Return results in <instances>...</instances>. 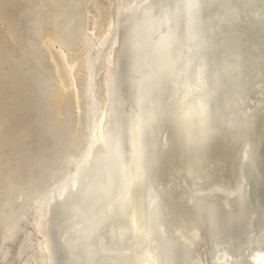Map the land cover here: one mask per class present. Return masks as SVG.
I'll return each instance as SVG.
<instances>
[{
	"label": "bare ground",
	"instance_id": "1",
	"mask_svg": "<svg viewBox=\"0 0 264 264\" xmlns=\"http://www.w3.org/2000/svg\"><path fill=\"white\" fill-rule=\"evenodd\" d=\"M103 1L91 0L88 3L83 15V24L78 26L75 35L73 38L71 37L69 41L54 39V36L51 37L52 34L48 36L50 42L54 41L58 46L56 51L50 50L51 61L55 64L56 70L60 74H63L64 71L67 72V75L64 73V77L59 81L61 86L60 94L57 93L56 98L59 97L64 100L66 96L70 95L75 111L77 109L74 120L75 136L77 138V134L80 131V139H76L77 141L71 139L73 141L71 146H76V148H78V153L76 155L73 149V151L71 150V155H65V158L71 157L69 162L71 166L76 163L81 166L82 163H85V168H87L84 174L82 173L80 175V180L78 182L76 181L75 184L72 183V180L74 176L81 171H74L75 169L71 170L72 167L68 169L69 171L66 172L63 179L61 177L60 179L62 180L60 181L59 179V183L56 185L53 184L54 186L52 187V190H54L64 179L69 178L70 180L66 183L67 189L65 191H60L61 185L51 197H47V199L50 198L49 201L51 200L49 205H47L49 201H42L41 198L43 196H41V198H35L36 194L34 197L32 192L31 195L35 198L34 200H37L36 202L40 201L36 203V205H38L35 208V213L42 208V213L40 214L42 219L39 223L40 227L36 228L34 224L37 220V216L31 218L32 223L26 222L25 226L20 223L21 218L26 215V212H24V215L22 214L23 216L20 215V218H16L18 221L15 220L14 222V218H11V221H13L16 226V221L19 223L14 230L11 229L15 226L11 228L10 226H6V230H11L9 232L1 229L0 264H53L52 259L49 258L48 253L45 251L46 246L44 245L46 243L50 245L48 248L51 250V256L54 257V255L61 250L64 235L55 231L56 225L53 231L51 225L53 221L58 218L59 215H57V213L59 210L68 204L70 199L77 198L82 194L91 178L96 158L99 154L106 152L108 143L106 144V139H103V135L105 129L108 130L106 124L109 118L108 112L110 102H112V97L109 92L111 88L110 77L115 72L116 58L120 53L122 40L126 36L131 24L137 20L145 10L157 5L155 3H158L160 0H124L123 2L121 1L119 5L116 2L115 7H111L113 10L110 8L112 11L107 10L109 5H114V0ZM179 1L180 0H174L170 8L167 7L169 10L165 8L170 4L171 0H169V3L166 5L160 4L157 7L161 10L160 15L163 16L162 11L164 10L163 12L165 15L171 17L173 13H175V6L179 4ZM259 1L263 6L264 0ZM131 8H134V10L128 13L126 17L124 12L129 11ZM116 9H120L118 13ZM159 10H157V12H159ZM253 13L264 14L258 6H255ZM156 14L158 15V13ZM225 14V18L235 21L237 25H242L240 22L236 21V15L233 10L226 9ZM189 16V14L186 15L184 18L179 19L178 22L183 23ZM162 22L163 21H161V23ZM118 24L128 25V27L119 33V35L114 36L111 45L105 49L99 61L95 62L96 47L99 45L100 48L106 38L114 34ZM37 36H39V34ZM219 36L220 33L218 31L216 35H212V40L217 41ZM160 37L163 36L157 35L155 38L157 39ZM195 37L196 36L192 35L190 32L182 37L183 43L172 61H169V54H167L171 51H160L159 54L156 55L160 57L153 62L149 68L145 81L143 82V90L137 98V104L135 103L136 100L130 106L127 102V100L133 96V90L126 91L123 96L120 95L121 103L118 101L117 96V98L114 97V100L118 101L119 109L121 110L119 120L120 126L115 130V134H119V136H117V145L124 150V162L126 166L125 164L123 165L121 172L123 182L121 186L122 190L119 195L115 197L118 205V211H115L117 218L107 227L106 234L108 238L106 239H109L108 241L110 242L111 249L115 248V250L121 252L124 257L126 256L125 261H128L129 264H164L159 241V235L164 234V226L161 225L162 223L157 219L161 214L165 216L168 214L166 218L169 223L171 222L170 225H172L174 229V234L176 235L174 237H178L176 240L179 239L182 244V246L179 247L184 253L183 256L186 257L187 255L184 264H204L203 261L205 260H208V263L211 264H240L241 262L245 264H264V222L260 224L257 231V229H254V226L257 225H252L249 220L250 217H252L254 209H256V211H261L262 203H257V208H254L255 201L250 195V184L247 180L254 168V163H256L254 147L258 148L256 155H258L261 161L260 164L264 165V139L261 138L260 140L258 132L248 131L244 146L242 145L239 147V152L237 153L239 158L236 163H233L234 174L230 176L228 172H220L218 178L213 181V184L207 187H201V185L197 187L196 182L200 179L196 180L194 175H189L191 170H189L190 167L188 162L185 161L186 166L184 167L178 166L182 160L186 159L182 154L187 152V149L183 148L182 154H180L179 149H175L176 142H181L183 140L181 136H187L184 140L191 139V136L188 134H191L194 130L188 121L196 117L199 108L207 112L202 116L210 120L211 115V121L217 126L247 124L250 127L258 123L259 120H263V112L257 109V106L260 104V100L262 102L264 101V91L259 89L257 92L256 82L260 77L258 74L264 71V60L262 59L264 56V47L261 48V46H258L256 48L258 50L257 52H251L253 56L249 59H245V61L249 63L245 64L244 61L240 60V56H242L243 49L247 42L245 36L242 37L238 35L229 39L231 41L226 42L231 52L225 50L222 51L223 53L220 55V59L223 60L224 68L223 74L220 72L219 75L220 81H222V75L227 76L225 80V84H227L240 77V75L237 74L238 72L242 73L247 67L252 68L253 64H257L258 66V73L256 74L255 72L253 75H249V78L245 80L244 86L247 87H245L244 90L242 89L241 92H238L240 87L243 86V83H237L236 88L238 90L228 93L230 97L232 94L234 95L232 96L231 105L227 108L225 104L227 96H225V90H222L223 88L221 85H216L214 88L217 93L214 94L215 104L210 105L200 94L202 88L208 87L206 84L198 81L195 83V86L198 87L191 88L190 84L183 85L178 80H174V75L169 73L173 62L181 58H187L191 61L197 60L200 66L208 67L209 62L206 60L205 53L210 44L207 41L210 40H204L203 37L196 40V49L202 50V55L196 56L192 53V43ZM228 38H231V36ZM37 55V57L40 58L39 54ZM37 57L35 56V58ZM89 65H94L92 66V70ZM92 72L93 75H95L96 81L95 90H93L95 91V98L98 102V109L94 113L90 108L92 100L88 97V92L91 89L89 83H91L90 77ZM209 76H212L209 82L213 81L215 74H207V77ZM197 80H201V77ZM137 81L138 79H136L135 76L134 81L132 79L128 84H132V89H134L133 86L137 87L140 85V82ZM259 82V85L264 88V80ZM156 83L159 84L156 85ZM167 83L170 84L172 88H167ZM174 83L176 84L174 85ZM172 85L177 88H174ZM252 91L255 94L254 96ZM147 93L149 95L153 93L154 98H152V107L148 109L147 113H144L143 99L145 96L146 101ZM257 96H259L258 99H256ZM85 106H88L87 109ZM170 114L173 117V121H166V117ZM175 119L177 120L175 121ZM59 130H62V128H58V131ZM234 144L235 143L232 142V146H234ZM228 153V150L223 149L217 155L212 156L213 158L211 161L207 163L214 166L215 163H218L215 161H218L220 156H227ZM170 154L178 158L173 165L171 163L168 164L166 159ZM163 160L164 163H161ZM60 161H58V169H60ZM159 163L162 165L158 168ZM239 164L243 166L244 170L239 168ZM187 170H189V172L186 173ZM65 171L66 170H64V173ZM70 172L71 174L74 172L73 175H70ZM192 173H194V171ZM261 174L264 176L263 171L261 173L259 172V176ZM206 178H208V175ZM233 180H236V186L230 187L229 183L234 182ZM259 180L260 177L258 181ZM43 187H48L47 189H49V186ZM43 187L40 188V190H43ZM52 190L44 194V197ZM153 191L157 192L161 197L159 200H157ZM36 192L37 191H35V193ZM241 193H243V201L240 200L242 196ZM258 195L264 199V191L262 194ZM23 197H25V195H23ZM27 198L28 196L26 199ZM33 198L29 200L27 203L28 205H30L29 203ZM21 199L23 198L21 197ZM21 199L19 202H21ZM6 203H8V201ZM243 203L249 206L250 211L248 214L245 212L244 216L242 215L243 219L240 220L241 216L240 214L238 215V209ZM33 204L31 206H33ZM28 205L24 206L26 211L28 208L30 210L31 206L29 207ZM6 207H9V205H6ZM12 207L10 208L13 209ZM76 207L83 208V203L80 201L75 202L74 208ZM115 207L116 206H113L112 210ZM5 209L4 213L7 212H5ZM212 209L217 210L218 215L213 214ZM171 211L172 214H175L173 219L170 215ZM17 212L18 211L15 212L16 215ZM240 213L242 214V212ZM92 214H94V212H92ZM6 216L9 217L11 215L6 213ZM94 219H96V221L100 219L103 221V216L99 218L98 216H94ZM214 219L220 223L214 224L210 228L208 225L212 224ZM0 221H2L1 218ZM5 221L3 222V226L6 225ZM168 222H165L166 228L168 227ZM59 223L60 220H56V224ZM246 225H248V228H246ZM218 226L219 228H217ZM17 228L19 232L21 228L23 230V232L19 233L20 237H18V233H14ZM227 230L229 234L230 230L241 234V247L237 248L236 251L231 250L233 256L234 254L236 256L232 257L231 260L228 258L230 255L228 247L232 246L229 244V241L225 239V235H223ZM50 231L54 233L55 236V238H53L54 240L51 241L48 240L51 233ZM26 232L30 234V239L34 244H40L42 246L43 252L39 251L37 255L32 253V250L20 252L18 240H20ZM7 234L10 235V240L4 237ZM106 234H101V238L104 239ZM99 236L100 234L98 237ZM185 245L189 251H187V253L184 250ZM84 249L86 250L87 248ZM102 249L103 248L100 246L96 251H102ZM76 254L79 255L80 253L76 252ZM29 255H32L33 258L31 257V260L28 261ZM106 256L107 255L102 252V257L99 258L101 264H109ZM57 258H59V255H57ZM117 259L119 260L117 262H123L121 258L118 257ZM112 264H114V262H112Z\"/></svg>",
	"mask_w": 264,
	"mask_h": 264
},
{
	"label": "water",
	"instance_id": "2",
	"mask_svg": "<svg viewBox=\"0 0 264 264\" xmlns=\"http://www.w3.org/2000/svg\"><path fill=\"white\" fill-rule=\"evenodd\" d=\"M173 1L174 0H171L170 4L166 6L165 9H167V7L170 8ZM167 3H169V0H160L158 3H155L157 5L145 10L137 20H135L132 24L130 23L131 27L122 40L121 50L116 58V65L114 70L115 72L110 77L111 88L109 92L111 94L110 96L112 97V102H110L108 112L109 118L106 124L108 130L105 129L103 135V139H106V144L108 143V146L106 148V152L99 154L96 158L91 178L84 188L82 194L77 198L70 199L68 204L63 206V208L57 213V215L59 216L56 220H60V223L56 224L55 220L51 225L53 231L56 225L55 231L64 235V238L62 239L61 250H59V252L55 254L56 256H51L52 253L48 248V246H50L48 243L44 245L46 246L45 251L48 253L49 258L52 259L53 264H101L99 258L102 257V252L107 255L106 257L109 264H112V262H114V264H129L128 261H125L126 256L124 257V255L121 252L115 250V248L111 249L110 242L108 241L109 239H106L108 238L106 234L107 227L110 226L109 224L117 218L115 211H118V205L115 197L118 196L120 191L122 190L121 186L123 182L121 172L123 169V165L125 164L124 150L123 148H119L117 145V136H119V134H115V130L120 126L119 120L121 110L119 109L118 101L120 103L122 102L120 95L123 96L126 91L133 90L134 94L133 96H131V98H129V100H127V102L130 106L136 100L135 103L137 104V98L143 90V82L145 81L149 68L151 67L153 62L159 59L160 56L156 55L159 54L160 51H171L170 53H167L169 54V61L174 60L179 47L183 43L182 37L186 33L190 32L192 35L196 36L194 42L192 43V53L196 56H201L202 50L196 49V40L201 37H203L204 40H210L207 41L210 44L208 46L207 52L205 53L207 58L206 60L209 62L207 68L200 66V63L197 60L191 61L187 58H181L173 62L171 71H169L171 75H174V80H178L183 85L190 84L191 88H197L198 86H195V83L198 81L206 84L208 87L202 88L200 94L202 95V98H205V100L210 105L215 104L214 94L217 93L215 92L214 88L216 87V85H221V87L223 88L222 90H225L224 94L225 96H227L225 104L228 108L229 105H231L232 96L234 95L232 94L230 97V94L228 93L232 91L236 92L238 90L236 88L237 83H243V86H241L238 90V92H241L242 89L244 90V88L247 87L244 86V84L245 80L249 78V75H253V73L255 72L256 74L258 73L257 64H253L252 68L247 67L246 70H244L242 73L238 72L237 74H239L240 77L236 78L233 81H230L227 84H225L227 76L222 75L224 78H222V81H220L219 79L220 72L223 74L224 70L223 60L220 59V55L221 53H223L222 51L225 50L227 52H231L228 49L229 45H226V42L231 41L229 39H232L238 35L242 37L245 36L247 40L246 46L243 49L242 56H240V60L244 61L245 64H249L245 61V59H249L253 56L251 52H257L258 50L256 48L258 46H261V48L264 47V14L253 13L255 6H258L259 9L264 12V4L262 6L259 0H180L179 4L175 6V13H173L171 17L165 15V13L163 12L164 10L162 11L163 16H161V10H159V8L157 7L160 4L166 5ZM169 8L167 10H169ZM226 9L233 10L236 15V21L240 22L242 25H237L235 21H231L225 18ZM133 10L134 8H131L129 11H125V16L127 17L128 13L132 12ZM157 10H159V12H157ZM156 13H158V15ZM188 14L190 15L189 18H186L183 23L178 22L179 19L184 18ZM161 21L163 22L161 23ZM127 27L128 25L118 24L115 28L114 34L106 38L103 44H101L100 48L99 45L98 47H96L95 62L99 61L101 56L104 54L105 49L108 48L109 45H111L114 36L119 35V33H121ZM218 31L220 33L219 39L217 41L212 40V35H216ZM157 35H162L163 37L156 39L155 37ZM230 36L231 38H228ZM262 59L264 60V56ZM92 66L94 65H89L91 70ZM262 72L258 74L260 75V77L256 82L257 92L259 89H262L264 91V88L259 85V81L262 82L264 80V71ZM207 74H215L214 80L209 82L210 79H212V76L207 77ZM135 76L136 79H138V81L140 82V85H138L137 87L133 86L134 89H132V84L129 85L128 82L132 79L134 81ZM199 77H201V80H197ZM90 81L91 83H89V85L91 89L88 92V97H90L92 100L90 108L94 113L98 109V102L95 98L94 90L96 81L93 72L91 73ZM158 84L159 83H156V85ZM175 84L176 83H174V85ZM166 85L167 88H172L170 87V84L167 83ZM174 88L177 87L174 86ZM254 95L255 94L253 92V96ZM116 96L118 97V101L114 100V97L117 98ZM259 96H257L256 99H258ZM152 98H154L153 93H151L150 95L147 93L146 101L144 96V113H147L148 109L152 107ZM87 107L88 106H85L86 109ZM257 107V109L262 110L263 112V120H259L258 123L250 127L247 124L217 126L211 121V115L210 120L202 116L207 112H205L201 108L198 109L196 117L194 119H191V121H188L189 124L192 125V129L194 130L191 134H188L191 136V139L184 140V138L187 136H181L183 140L181 142H176L175 149H179L180 154L183 153V148L187 149V152H184V154H182L186 157V159L182 160L178 166L184 167L186 166V162L189 163V170H191V173L189 172V170H187L186 173L189 172V175H194L196 180L200 179L196 182L197 184L194 183L197 185V187L199 185H201V187H207L213 184V181L218 178L220 172H228L230 176L231 174H234L233 163H236L237 159L239 158V155L237 153L239 152V147L242 145L244 146L245 137H247L248 131L258 132L260 135V140L261 138L264 139V101L262 102L260 100V104H258ZM171 114L166 117V121H173V117ZM176 120L177 119H175V121ZM232 142L235 143L234 146H232ZM223 149L229 151L227 156H220V159L218 161H215L218 163H215L214 166L207 163L211 161V159L213 158L212 156L217 155ZM254 150L256 163H254V168L247 180L250 184V195L254 198L255 201L254 208H257V203H262L261 211H256V209H254L252 217H250L249 219L252 225H257L254 226V229H257L260 227V224H263L264 222V199L258 195L262 194V192L264 191V176L262 174L259 176V172H264V165L260 164L261 161L258 158V155H256L258 148L254 147ZM166 159L168 164L171 163L172 165L176 160H178V158L172 156V154L168 155ZM164 160L161 163H164ZM77 164L78 163H76L75 165L73 164V166H71L72 169L70 168L71 170L75 169L74 171H81L79 174H76L74 176L72 180V183L74 184L76 181L78 182L80 180V175L82 173L84 174L85 169L87 168H85V163L81 164V166L83 165L82 167ZM161 165L162 164L159 163L158 168L161 167ZM239 168H242V170H244L241 164H239ZM193 171L194 173H192ZM73 173L71 174L70 172V175H73ZM207 175L208 178H206ZM259 177L260 180L258 181ZM69 180V178H66L57 187H55L54 190L51 189L52 191L47 196L42 198V201H49L50 198L47 199V197H51V195L61 185L62 186L60 187V191H65L67 189L66 183ZM233 181L234 182L229 183L230 187L236 186V180ZM153 193L155 194L157 200L161 198L157 192L153 191ZM241 194L242 196L240 197V200L243 201V193ZM50 201L47 203V205H49ZM77 201L83 203V208H74V204ZM38 202H35V206L33 205L28 214L24 215L21 218L20 223L22 225L25 226L26 222L30 223L31 218L37 216V220L34 222V224L36 228L40 227L39 223L42 219L40 217L42 208L37 210L35 213V208L38 205H36V203ZM113 206L116 207L112 210ZM249 211V206L243 203L242 206L238 209V215L240 214L241 216L240 220L243 219L245 212L248 214ZM92 212H94V214H92ZM240 212H242V214ZM212 213L218 215L217 210L215 209H212ZM170 215L173 219V216L175 214H172L171 211ZM94 216H98V218L100 216H103V221L101 219L99 221H96V219H94ZM167 216L168 214H166V216L161 214V216L157 219L162 223L161 225L164 226V234L159 235L163 263L184 264L187 255L186 257L183 256L184 253L179 247L182 246V244L179 239H177V242L176 238L178 237H174L176 235L174 234L172 225H170L171 222L169 223L166 218ZM213 221L214 222L212 224L208 225L210 228L214 224L220 223L215 219ZM165 222H168L167 228ZM17 226L13 227L11 230H14ZM217 228H219V226ZM246 228H248V225H246ZM20 232H23L22 228ZM20 232L17 228L14 233H18V237H20ZM103 233L106 234L104 236V239L101 238V234ZM99 234L100 238L98 237ZM50 235L48 237V240H54V233L51 232ZM223 235H225V239H227L229 241V244H231L232 246L228 247V250L230 251V255L228 256V258L231 260L232 257H236L235 254L233 256L231 250L236 251L237 248L241 247V234L232 232L231 230L229 234L227 230L225 234L223 233ZM4 237L9 240L11 239L9 234ZM18 246H20V252H27L28 250H32V253H34L35 255L39 254V251L43 252L42 246L40 244H34L33 241H31L30 234L28 232H26L25 235L21 237L20 240H18ZM100 246L101 248H103L102 251H96V249ZM84 248L87 249L85 250ZM187 249L188 248L185 245L184 250L186 251V253L188 251ZM76 252H79L80 254L77 255ZM57 255H59V258H57ZM28 257V261L31 260V257L33 258L32 255H29ZM118 257L121 258L123 262H117L119 261L117 259ZM208 262V260L203 261L204 264H211ZM240 264L245 263L241 262Z\"/></svg>",
	"mask_w": 264,
	"mask_h": 264
},
{
	"label": "rangeland",
	"instance_id": "3",
	"mask_svg": "<svg viewBox=\"0 0 264 264\" xmlns=\"http://www.w3.org/2000/svg\"><path fill=\"white\" fill-rule=\"evenodd\" d=\"M90 1L0 0V234L1 229L9 232L6 226H16V218L28 213L24 206L33 198L32 192L35 198L44 197L69 171L71 157L65 155L70 156L73 149L78 153V148L71 146L80 135L79 131L75 136L77 109L69 94L64 100L56 98L59 81L67 72L60 74L51 61L50 50L56 51L58 46L48 36L65 41L73 38ZM121 1L114 0L107 11ZM4 209L11 216L7 217Z\"/></svg>",
	"mask_w": 264,
	"mask_h": 264
}]
</instances>
